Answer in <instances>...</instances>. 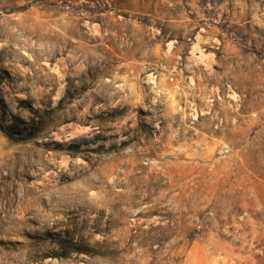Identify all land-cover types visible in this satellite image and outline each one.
I'll list each match as a JSON object with an SVG mask.
<instances>
[{"label": "rangeland", "instance_id": "obj_1", "mask_svg": "<svg viewBox=\"0 0 264 264\" xmlns=\"http://www.w3.org/2000/svg\"><path fill=\"white\" fill-rule=\"evenodd\" d=\"M0 264H264V0H0Z\"/></svg>", "mask_w": 264, "mask_h": 264}]
</instances>
